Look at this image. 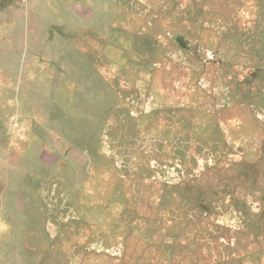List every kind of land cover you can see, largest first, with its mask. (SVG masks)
<instances>
[{
  "label": "rangeland",
  "instance_id": "obj_1",
  "mask_svg": "<svg viewBox=\"0 0 264 264\" xmlns=\"http://www.w3.org/2000/svg\"><path fill=\"white\" fill-rule=\"evenodd\" d=\"M263 39L264 0H0V264H264V75L245 70V107L204 128L108 114L143 62L163 103L213 109L194 88H228L236 65L205 56ZM219 118L240 119L242 154H219Z\"/></svg>",
  "mask_w": 264,
  "mask_h": 264
},
{
  "label": "flooded vegetation",
  "instance_id": "obj_2",
  "mask_svg": "<svg viewBox=\"0 0 264 264\" xmlns=\"http://www.w3.org/2000/svg\"><path fill=\"white\" fill-rule=\"evenodd\" d=\"M222 27H223L222 34H224L225 30H227V23H224ZM233 32L239 35L238 28H236ZM143 34L144 33L142 32H138L136 37H140V35ZM177 38L178 41L181 43V48L187 49L190 52L189 49L192 47V43H190V41L182 35L180 36L177 35ZM237 42H240V40H236L235 42L236 44H234V48H235L234 55H230L229 52H226L225 49L226 45L223 44L219 49H215L216 55L205 56L206 57L205 59H210L212 64L218 63L220 65L219 67L223 69V73H225L226 68L231 66V64L236 65L235 75L232 76L227 82L228 88L225 87L221 88L220 86H216L217 87L216 89L215 87L213 88L212 86L210 87L197 86L194 88L196 92L201 91L208 96V99L205 100L203 103H205L206 106L209 104L214 105L213 109L212 107L211 108L206 107L207 108L206 110L207 112H206L205 111L206 108H201L202 107L201 103H197V102L195 105L189 104L188 102L186 105H184L181 102L174 104L163 103L162 97H163V93L165 92H162L160 86H156L157 78L155 76H156L158 62H153L152 64L143 62L142 66L148 69L149 71H147L141 78L137 80L136 86H132V87L122 86L123 89L122 93L120 92V90L118 92L121 95L120 101L116 103L115 109L113 108L110 112H108V114L113 113V111L117 112L119 110H123V112H121L120 115L118 116V120H120L118 126L123 122V124H126L128 126L130 125V127L131 126L134 127L135 124L140 126L141 124H143V122L141 121L142 116H150L149 119L147 118L144 120V125H146V127L149 128L150 126H154V123L156 122H161V123L164 122L169 125V118L177 111L175 109L177 108L178 113H176L177 114L176 117L180 125L179 127H177L178 129L184 128V122H186L187 125L190 124L189 126H191V123H193V121L200 124L204 128L203 125H207V123L209 122L208 121L209 117L211 116L208 112L209 109L215 112L217 111L218 113V111L229 110V109L231 110L234 109L235 111V108L238 106H240L241 108L245 107L246 103L245 100L242 98V95H244L243 97H246V93L244 89L249 88L250 90H252L253 87L249 86L248 85L249 83L245 81L248 78V73H245L244 71L249 69L250 74L254 73L257 75L259 73L260 75H264V45H263L264 39L257 40V42L255 41V43H253L252 41L251 46L248 47L245 45L244 47H242V49L238 54H237V48H238ZM150 46L152 45L150 44ZM235 78L237 79L235 83L238 82L239 84H242V87L240 86L237 87L234 85V83L231 80ZM125 91L127 92L125 93ZM218 101H220L219 105H218ZM183 106H185V108L190 111L188 110L183 111L185 109L183 108ZM201 109L204 111V114L198 115V112ZM161 113H164L167 116L168 115L169 116L162 121L161 119H158V117L160 118ZM202 115L208 117V119L207 120L202 119L201 118ZM127 116H130V119L129 118L127 119ZM135 118L138 119L136 123L134 121ZM181 118L183 119L184 122L179 121ZM237 120L238 121L235 123L234 126H232V128L228 129L227 127V130H223L221 125L219 124V121L221 122V118H219L218 120L219 128L224 133L225 145H226V147L222 151H219V154H242L241 153L242 148L240 147L239 144L236 143L238 141H241L242 139L244 142H247V135L235 134L236 132H238V127L241 128L242 125L240 119ZM251 129L252 127H250V130ZM118 131H121L123 133V130L118 129ZM199 144L201 143L196 141V145ZM227 146H229V148L231 147L230 149L231 151L229 153H225L226 149L229 150ZM111 153L112 152H110L109 154ZM168 156H170V154ZM164 170L165 169L162 168V170L159 171L157 174L159 175L160 173L161 176L160 182L164 183L165 188L172 187L173 189H179L178 187L181 186L180 188H185V190L187 191L188 189L194 187L190 184L189 185L183 184V182L181 181L182 179L181 180L171 179V177H173L172 176L173 174L171 173L161 174V172H164ZM167 184L169 185L166 186ZM189 198L190 197L188 196V199ZM99 224L106 225L105 223H99ZM82 229L85 230L84 228ZM110 249H112V247L106 250H110Z\"/></svg>",
  "mask_w": 264,
  "mask_h": 264
}]
</instances>
